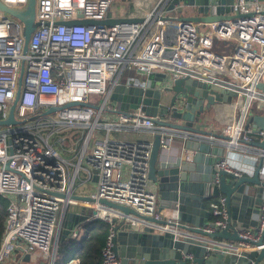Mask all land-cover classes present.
I'll return each mask as SVG.
<instances>
[{
	"label": "built area",
	"instance_id": "2783aa9c",
	"mask_svg": "<svg viewBox=\"0 0 264 264\" xmlns=\"http://www.w3.org/2000/svg\"><path fill=\"white\" fill-rule=\"evenodd\" d=\"M0 1L18 10H25L29 2ZM36 1L40 25L31 34L26 54L23 23L0 12V121L10 116L24 64L21 96L14 111L19 122L0 125V195L8 201L0 264L15 255L14 263L19 264L32 254L41 258V264H54L73 207L85 211L83 224L110 223L103 264H122L113 242L118 225L187 236L190 225L184 209L170 197L181 188L154 182L149 176L154 136L162 133L161 146L170 150L171 143L184 133L157 127L159 117L141 106L121 111L123 90L134 86L145 92L151 88V75H164L161 84L167 87L189 77L236 92L230 103L234 120L227 146L241 150L244 157H264V150L242 143L264 135L260 129L245 127L248 114L264 102V93L256 88L264 80V2L235 0L232 19L206 23L177 16L182 0H158L138 15L142 21L108 26L69 22L101 21L109 16L115 0ZM215 37L228 44L226 52L214 47ZM50 107L58 109L46 114ZM141 132L150 133L151 139L123 136ZM67 139L71 145L66 147ZM194 154L186 149L184 157L191 161ZM216 166L243 175L224 158ZM203 197L212 195L204 193ZM106 200L128 206L136 214H124L102 203ZM262 202L259 233L264 230V195ZM210 211L212 220L203 227L205 231L231 227L224 197L211 202ZM78 226L69 234L77 241L85 232ZM239 234L243 241L234 247L236 255L251 249L255 240L250 231ZM221 245L215 242L208 250L218 251Z\"/></svg>",
	"mask_w": 264,
	"mask_h": 264
},
{
	"label": "water",
	"instance_id": "95a60500",
	"mask_svg": "<svg viewBox=\"0 0 264 264\" xmlns=\"http://www.w3.org/2000/svg\"><path fill=\"white\" fill-rule=\"evenodd\" d=\"M25 10H18L6 6L0 1V12L9 13L23 25L25 39L23 53L26 54L31 34L40 25L36 20V0H28ZM263 1L264 0H260ZM235 0H182V7L178 10L184 13L183 20L202 21L214 23L217 21L232 19V7ZM142 17H111L101 21L80 19L71 21L69 24H106L108 26L120 24V22H138ZM214 47L222 52L228 50V44L214 38ZM24 64L20 69L19 86L16 99L12 104L7 120L0 121V125L8 126L19 121L14 114L16 105L20 99L23 85ZM164 75H151V88L145 92L142 88L134 86L123 90L121 111L142 110L155 117L157 127L164 126L169 129L181 130L184 136L183 146L195 154L191 161L184 154L176 159H170L161 146V134L153 138L152 154L149 161V176L154 182L173 185L190 193L197 192V200L191 205V217L187 218L190 226V234L176 236L172 232H155L152 228L143 231L131 230V225L115 227L116 235L113 238L115 251L122 264H264V230L259 233L256 216L260 213L264 195V157L258 155L257 166L253 175H235L225 169L217 168L216 164L225 151L232 146H227L231 140L229 135L214 134L203 128L208 121L211 108L216 103L230 104L236 92L225 89L219 85H211L199 79L189 77L179 78L163 90L158 88L163 81ZM256 88L264 93V80L257 83ZM58 108L50 107L47 113L56 111ZM205 124V125H204ZM246 129L256 128L264 132V102L255 107L248 114L245 121ZM167 133H171L168 131ZM223 141V142H220ZM226 144H225V143ZM246 147H257L264 150V135L261 140L244 141ZM204 193H210L213 197H224L230 211L231 227L214 233L203 229L212 220L211 211L204 203ZM75 198H82L75 195ZM124 214H136L128 206H122L110 201H102ZM74 210L80 213L76 214ZM82 208L73 207L68 212L64 223L65 229L61 240H65L72 229L86 219ZM156 222L155 219H150ZM250 231L255 237L252 248L240 251L239 255L234 252V247L239 241H243L240 232ZM217 242L222 245L218 251H209L210 244ZM221 249L229 250V252ZM209 251V252H208ZM191 255L192 258H187ZM30 259V256L23 258Z\"/></svg>",
	"mask_w": 264,
	"mask_h": 264
},
{
	"label": "crops",
	"instance_id": "0c3cea01",
	"mask_svg": "<svg viewBox=\"0 0 264 264\" xmlns=\"http://www.w3.org/2000/svg\"><path fill=\"white\" fill-rule=\"evenodd\" d=\"M155 4L148 5V6L151 7V6H154ZM176 15L182 18V16H184V13H180V11H178ZM209 115H211L214 119H212L211 117V119L208 120V123H206L207 125L203 126V128L211 131L214 134L228 135L229 134L228 131L230 129L229 127L232 125L233 120H234V111L230 109L229 105L227 103H216V105L211 108ZM212 121H216L215 124ZM123 136H127L131 139H151L152 137V135L148 132H141V134H129V135H123ZM170 148H171L170 150H167L165 152L168 155V157H170V159L172 160L180 157V155L184 154V152L186 151V148H184L183 146V140L181 138L179 139L176 138L171 143ZM222 158L226 159L232 168L238 169L243 173V175H249V176L253 175L255 168L257 166L256 163L258 160L256 155L255 156L248 155L247 157H244L242 151L238 149H227ZM176 191L177 192L175 193L174 192L171 193L170 197L173 198L175 202H177V206L180 207V210L184 209V215L187 216V218L188 217L190 218L192 215V212H191L192 210H190V207L195 202L194 200H197L196 199L198 195L197 192H194V193L192 192L189 194L187 193V191H184V190L182 191L181 189H177ZM218 197H215V198L218 199ZM205 201L206 199L204 200V203ZM74 212L76 214L80 213L78 210H74ZM258 215L256 216V218L258 217ZM82 224L83 223L79 224L78 227H84V224L83 225ZM15 256H13V258L10 259L6 264H16L14 263ZM28 260L30 261V263H34V264H41L42 262L40 261L41 258H39L37 254H32L30 256V259ZM74 262L79 264L78 260H70L68 264H71V263L75 264ZM22 263L23 261H21L19 264H22Z\"/></svg>",
	"mask_w": 264,
	"mask_h": 264
},
{
	"label": "trees",
	"instance_id": "16d2710c",
	"mask_svg": "<svg viewBox=\"0 0 264 264\" xmlns=\"http://www.w3.org/2000/svg\"><path fill=\"white\" fill-rule=\"evenodd\" d=\"M215 197L206 199L205 203L210 209ZM8 201L0 195V242L4 232V223L8 216ZM111 225L108 222L96 220L84 223V235L80 240L68 237L59 243L58 254L54 264H68L70 260H78L79 264H103L102 249L110 233ZM22 264H34L29 260H22Z\"/></svg>",
	"mask_w": 264,
	"mask_h": 264
},
{
	"label": "rangeland",
	"instance_id": "374dc122",
	"mask_svg": "<svg viewBox=\"0 0 264 264\" xmlns=\"http://www.w3.org/2000/svg\"><path fill=\"white\" fill-rule=\"evenodd\" d=\"M156 2L157 0H115V2L112 4V6L109 9L108 15L112 17H120V16H127V17L137 16L138 17V15H142L143 13L146 12V6L155 4ZM162 87H167V84L165 83L159 84L158 88L162 89ZM228 105L230 109L234 111L233 103L228 104ZM211 117L212 116L209 115L207 119L209 120L211 119ZM212 119L214 118L212 117ZM216 121H212V122L215 124ZM206 123H208V121ZM63 145L66 147L70 146L71 140L67 139V141H65Z\"/></svg>",
	"mask_w": 264,
	"mask_h": 264
}]
</instances>
